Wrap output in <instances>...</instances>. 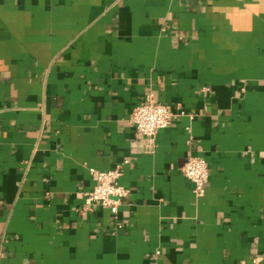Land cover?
<instances>
[{"label": "crops", "instance_id": "obj_1", "mask_svg": "<svg viewBox=\"0 0 264 264\" xmlns=\"http://www.w3.org/2000/svg\"><path fill=\"white\" fill-rule=\"evenodd\" d=\"M119 165L122 228L85 210ZM0 264H264V0H0Z\"/></svg>", "mask_w": 264, "mask_h": 264}, {"label": "built area", "instance_id": "obj_2", "mask_svg": "<svg viewBox=\"0 0 264 264\" xmlns=\"http://www.w3.org/2000/svg\"><path fill=\"white\" fill-rule=\"evenodd\" d=\"M174 119L172 108L158 103L153 96L148 97L147 103L138 106L131 117L138 134L147 139L151 145L155 144L160 131L170 127ZM123 174V165L110 171L90 169L94 186L85 200V210L91 212L95 208H102L109 211L119 228L123 227L119 220L121 207L130 193L120 184ZM183 174L193 184L195 195L201 197L210 181L211 170L208 161L191 157L183 168Z\"/></svg>", "mask_w": 264, "mask_h": 264}]
</instances>
